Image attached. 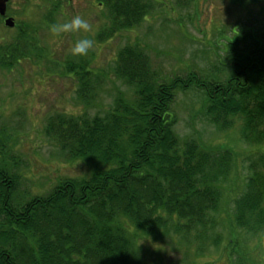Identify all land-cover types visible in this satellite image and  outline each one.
<instances>
[{
  "label": "trees",
  "instance_id": "1",
  "mask_svg": "<svg viewBox=\"0 0 264 264\" xmlns=\"http://www.w3.org/2000/svg\"><path fill=\"white\" fill-rule=\"evenodd\" d=\"M100 1L109 24L98 39L137 27L154 9L152 0ZM61 4L52 3L46 27ZM234 27L224 60L208 73L166 77L139 42L121 48L108 70L95 73L82 58L63 64L78 80L84 108L53 112L44 133L92 173L60 177L48 192L31 195L20 189L21 174L0 164V264H142L137 235L185 240L196 260L214 247L216 263L226 255L227 264H264L239 244L241 237L264 240V21ZM12 29L10 41L0 43L7 70L40 47L38 28L17 21ZM110 73L133 96L119 91L111 107L92 115ZM190 89L201 95L206 121L237 131L236 141L178 134L172 105ZM225 223L231 230L223 246L217 228Z\"/></svg>",
  "mask_w": 264,
  "mask_h": 264
},
{
  "label": "rangeland",
  "instance_id": "2",
  "mask_svg": "<svg viewBox=\"0 0 264 264\" xmlns=\"http://www.w3.org/2000/svg\"><path fill=\"white\" fill-rule=\"evenodd\" d=\"M58 1L10 0L8 4V14L15 23L19 21L39 29L40 47L35 49L36 54L21 59L11 70L0 67V144L3 145L0 164L18 171L20 189L28 190L31 195L48 192L60 177H86L92 173V165L83 160L69 161L58 143L44 133L46 119L53 112L80 113L84 108L78 102V80L64 73L66 61L82 58L86 67L95 73L100 69L108 70L121 48L139 42L166 77L189 70L208 73L224 60L226 41L234 26H257L264 21V2L152 0L154 9L140 25L121 30L110 39H98V34L109 24L106 5L100 0H61L63 12L58 11L54 24L68 22L79 14L88 20L91 28L88 32L55 34L46 27L44 17L49 14L52 3ZM13 27L6 26L5 19L0 18V43L10 41L16 32ZM85 36L93 39V47L86 56H73L72 46ZM119 91L125 92L127 98L133 96L131 89L110 73L89 109L90 114L111 107ZM201 98L191 89L177 94L172 108L178 119V134L182 138L195 134L213 143L236 141L237 131H219L200 114ZM239 143L240 147L245 146ZM230 230L227 223L218 225L223 246ZM136 239L142 264H227L226 255L215 262L214 247L196 260L194 248L185 240L169 236L154 241L142 235H137ZM239 244L248 247L259 262L264 260V240L241 237Z\"/></svg>",
  "mask_w": 264,
  "mask_h": 264
},
{
  "label": "clouds",
  "instance_id": "3",
  "mask_svg": "<svg viewBox=\"0 0 264 264\" xmlns=\"http://www.w3.org/2000/svg\"><path fill=\"white\" fill-rule=\"evenodd\" d=\"M90 28L91 26L88 20L78 14L72 17L68 22L53 24L51 26V31L55 34H62L81 30L88 32ZM93 45V39L85 36L75 41L71 48V53L73 56H86Z\"/></svg>",
  "mask_w": 264,
  "mask_h": 264
},
{
  "label": "water",
  "instance_id": "4",
  "mask_svg": "<svg viewBox=\"0 0 264 264\" xmlns=\"http://www.w3.org/2000/svg\"><path fill=\"white\" fill-rule=\"evenodd\" d=\"M9 0H0V15L5 16L6 10H7V3ZM5 24L8 27H13L15 24V21L12 17L6 18Z\"/></svg>",
  "mask_w": 264,
  "mask_h": 264
},
{
  "label": "flooded vegetation",
  "instance_id": "5",
  "mask_svg": "<svg viewBox=\"0 0 264 264\" xmlns=\"http://www.w3.org/2000/svg\"><path fill=\"white\" fill-rule=\"evenodd\" d=\"M10 12V11H9ZM8 8H7V12H6V15L3 17V19H6L7 17H11L8 13Z\"/></svg>",
  "mask_w": 264,
  "mask_h": 264
}]
</instances>
